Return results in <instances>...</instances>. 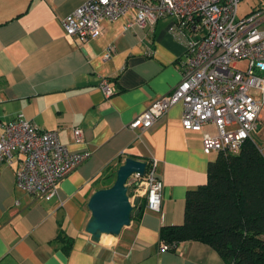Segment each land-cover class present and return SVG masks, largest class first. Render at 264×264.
Wrapping results in <instances>:
<instances>
[{
    "label": "crops",
    "instance_id": "0c3cea01",
    "mask_svg": "<svg viewBox=\"0 0 264 264\" xmlns=\"http://www.w3.org/2000/svg\"><path fill=\"white\" fill-rule=\"evenodd\" d=\"M84 1L0 0V135L22 113L55 130L70 151L90 152L58 182L59 198L50 199L16 184L19 156L0 161V264H226L201 241L159 249L161 227L183 223L187 191L205 183L208 161L217 155L202 151V131L182 127L180 102L147 129L128 127L180 80L185 48L171 32L174 19L130 28H124L130 15L105 19L103 33L80 44L65 34L61 19ZM258 12L264 25V8ZM109 46L113 53L105 59ZM104 77L117 85L107 98L97 88ZM74 127L82 130L81 141L73 139ZM203 130L214 132V125ZM128 156L156 161L160 209L131 193L137 208L130 224L95 243L85 232L87 201Z\"/></svg>",
    "mask_w": 264,
    "mask_h": 264
},
{
    "label": "built area",
    "instance_id": "2783aa9c",
    "mask_svg": "<svg viewBox=\"0 0 264 264\" xmlns=\"http://www.w3.org/2000/svg\"><path fill=\"white\" fill-rule=\"evenodd\" d=\"M238 1L86 0L65 15L61 23L66 35L83 44L103 33L105 19L115 21L130 15L124 25L130 28L172 17L171 32L185 48L180 80L138 113L128 127L147 129L180 102L183 106L180 123L185 130L202 131L205 154L236 153L256 132L264 105L263 17L254 12L237 18ZM112 53L113 47L109 46L104 58ZM258 71L262 74H257ZM97 88L106 98L117 91L114 78H101ZM208 123L214 125V132L203 130ZM2 127L0 161L11 163L15 155L19 156L16 184L37 198H59L58 182L90 155L89 151H70L55 130L41 129L22 113ZM72 137L81 141L82 130L74 127ZM127 184L131 186L132 198L145 195V206L159 211L163 184L156 175L154 159L143 174L132 173ZM159 249H168V245L161 242Z\"/></svg>",
    "mask_w": 264,
    "mask_h": 264
},
{
    "label": "trees",
    "instance_id": "16d2710c",
    "mask_svg": "<svg viewBox=\"0 0 264 264\" xmlns=\"http://www.w3.org/2000/svg\"><path fill=\"white\" fill-rule=\"evenodd\" d=\"M193 240L209 244L226 264H264V154L253 135L238 152L220 151L208 161L205 183L187 191L183 223L159 231L168 249Z\"/></svg>",
    "mask_w": 264,
    "mask_h": 264
},
{
    "label": "water",
    "instance_id": "95a60500",
    "mask_svg": "<svg viewBox=\"0 0 264 264\" xmlns=\"http://www.w3.org/2000/svg\"><path fill=\"white\" fill-rule=\"evenodd\" d=\"M145 168V161L128 156L117 168L113 183L92 192L87 201L89 217L85 224L91 241L98 243L103 235L118 236L130 224L133 205L126 182L132 173L143 174Z\"/></svg>",
    "mask_w": 264,
    "mask_h": 264
},
{
    "label": "rangeland",
    "instance_id": "374dc122",
    "mask_svg": "<svg viewBox=\"0 0 264 264\" xmlns=\"http://www.w3.org/2000/svg\"><path fill=\"white\" fill-rule=\"evenodd\" d=\"M263 8H264V0H239L238 5H237L236 17L244 18L247 16L246 14L251 12L253 9L256 12H258V10L263 9ZM257 74L261 75L262 72L258 71ZM252 92H255V94H259L257 90H254V89H252ZM252 135L255 141H257V144L260 147L262 153L264 154V105L262 106L261 111H260V118H259L257 130ZM128 191L130 192V194L132 193L131 186L129 185H128ZM114 237H117V236L103 235L101 239L110 241Z\"/></svg>",
    "mask_w": 264,
    "mask_h": 264
}]
</instances>
